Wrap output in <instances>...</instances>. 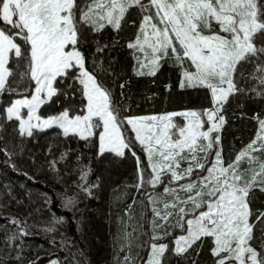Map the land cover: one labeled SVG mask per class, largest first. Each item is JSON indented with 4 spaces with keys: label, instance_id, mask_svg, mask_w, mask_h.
Listing matches in <instances>:
<instances>
[{
    "label": "snow or ice",
    "instance_id": "obj_1",
    "mask_svg": "<svg viewBox=\"0 0 264 264\" xmlns=\"http://www.w3.org/2000/svg\"><path fill=\"white\" fill-rule=\"evenodd\" d=\"M132 9L137 15L129 19ZM126 23L134 32L118 39ZM109 29L111 37L105 35ZM117 48L129 53L130 74L114 67ZM165 64L176 71V87L203 92L208 106L126 114L132 77L155 84ZM164 88L170 90L171 81ZM156 95L149 91L147 98ZM53 103L59 108L44 114L42 106ZM230 103L236 105L232 119L254 121L255 129L226 158ZM249 104L256 110L249 112ZM53 128L38 162L40 150L27 145ZM73 137L90 149L87 157L79 148L62 147V139ZM0 154L17 175L45 187L15 157L27 154L33 167L46 166L63 184L55 192L59 207L72 211L78 224L83 219L77 205L98 198L103 184V172L97 174L93 164L132 160V183L124 187L136 190L133 203L137 195L146 201L143 264H166V257L199 264L205 244L210 264H264V209L252 207L256 193L264 194V0H0ZM70 175L77 176L71 194L65 182ZM3 188L18 205L35 195L50 218L32 221V212L0 216V264H39L42 257L27 255L43 247L25 240L33 235L69 247L57 227L66 217L52 212L49 192L29 190L17 198L9 184ZM132 207L125 209L129 216ZM130 236L118 230L115 239L121 248V241L131 247ZM78 257L82 250L63 260L53 254L48 264H85ZM130 261L135 264L129 253L123 264Z\"/></svg>",
    "mask_w": 264,
    "mask_h": 264
},
{
    "label": "trees",
    "instance_id": "obj_2",
    "mask_svg": "<svg viewBox=\"0 0 264 264\" xmlns=\"http://www.w3.org/2000/svg\"><path fill=\"white\" fill-rule=\"evenodd\" d=\"M137 15V10L132 9L128 13L129 19H133ZM134 32L133 27L129 24H125L123 30L119 33V38L127 37ZM106 36L111 37L114 33L109 29L105 33ZM112 56L118 57L119 63L114 67L120 71L122 69H129L131 66V58L129 53L122 49L117 48L111 53ZM177 74L175 70L164 65L163 70L156 76L155 84L151 82L150 78H136L132 77L131 88L125 89V92L129 91L133 94L131 99V112L126 114L131 115H145L152 112L161 111H178L185 106L187 107H206L204 103V93H196L192 90H181L176 87ZM171 81L172 88L165 90L164 84ZM117 97H119V88L116 89ZM157 93L155 98H147L148 92ZM59 108L56 104H51L48 107L42 106V112L44 114L49 111H56ZM236 109V105L230 103L228 105L227 113L229 116L228 125L224 129V155L227 158L230 151H238L243 144H246L248 140L253 136L255 124L254 121L248 119H232V112ZM249 112L255 111L256 106L249 104ZM10 127V126H9ZM56 130L53 128L51 131L45 130L38 136L39 143L33 144L29 142L27 147L33 151L40 150L38 152V162L45 159L44 149L47 148V143L51 137H53ZM236 139H233V138ZM61 145L64 148L77 149L84 153L87 157L89 148L85 147L83 141L77 142L76 138L62 139ZM58 155V152L56 153ZM16 163L21 170L28 171L30 174H36L37 179L47 183V187L44 183L33 184L30 180L22 175H17L10 167L5 163V157L0 154V206L7 205V207H0V216L8 214H16L18 212H32V221L49 219V212L44 208L42 203L33 195L32 202H29L27 197H24L23 204L18 205L15 199H10L7 196V190L3 188L5 183L9 184L13 195L17 198L23 196L25 192L31 190L34 194L39 191H47L55 200L52 205V212L56 215H63L66 217L62 225H57L59 232H63L69 241V247L67 249H61L53 247L49 244L50 237H44L41 235H33L25 237V240L35 247L36 245H42V248L37 249L35 252L29 251L27 255L31 258L37 255L42 259L39 263H45L47 261L48 253L55 254L56 258L63 260L68 256L69 251H83V257H78L84 260L85 264H117V258H119L120 264H123L125 255L129 254L135 264H141L145 258L146 250H142L145 239L147 236L144 234L147 229V224L141 219V213L145 212V203H141V197L136 196L135 203H133V195L136 193L134 188H125V183H132L133 173V161L125 160L122 163H117L111 166H105L103 162L94 163L93 167L97 169V174L103 172L104 180L100 189L97 191L98 198L82 199L77 205L82 210L83 222L78 224L73 220V212L64 210L59 207L60 201L55 196L56 191H63V184L56 182L54 176L48 172L45 166L42 170L37 167H33L31 161L28 159L27 154L24 156L17 155L15 157ZM50 159V157H49ZM61 171L64 170V165L59 166ZM77 178L76 175H70L65 177V182L69 186V194L75 191L72 181ZM93 180L95 176L91 177ZM23 185V187H21ZM129 205H133L131 209V217L133 220L129 221L125 209ZM253 209H264V194L256 193V199L252 204ZM146 216L149 218L150 213L147 207ZM122 217L124 223L121 224L117 219ZM5 221L0 219V224H4ZM130 223V224H129ZM134 224L135 228L131 227ZM118 230L121 236L123 231L126 230L130 236L131 247L127 241H121L124 243V247H120V243L116 241ZM36 229H33L35 232ZM59 232L56 233L57 243L59 242ZM2 235V233H0ZM259 235V233H257ZM145 247V246H144ZM141 254V256H140ZM142 257L139 262L137 259ZM69 259H71L69 257ZM166 264H178L176 258H172L170 261L165 258ZM131 264V261H130ZM183 264V261H180ZM199 264H210L209 253L207 245L203 246V251L199 255Z\"/></svg>",
    "mask_w": 264,
    "mask_h": 264
},
{
    "label": "rangeland",
    "instance_id": "obj_3",
    "mask_svg": "<svg viewBox=\"0 0 264 264\" xmlns=\"http://www.w3.org/2000/svg\"><path fill=\"white\" fill-rule=\"evenodd\" d=\"M177 119H180V118H177ZM148 210H149V213H150V216H149V218L151 217V207L150 206H148ZM127 216H128V214H127ZM128 218H129V221L130 220H133L134 218L133 217H131V216H128ZM130 224V223H129ZM131 227L133 228V230H134V228H135V225L134 224H132L131 225ZM128 233V232H127ZM147 239H148V236H147V238L145 239V241H147ZM143 249H147L146 247H144V245L142 246V250ZM147 251V250H146ZM37 256H39V257H41V256H43V255H37ZM36 256V257H37ZM140 256H141V254H140ZM139 256V258L137 259L139 262L142 260V257H140ZM48 257L50 258V257H52V254L51 253H48ZM35 258V257H34ZM48 258V259H49ZM48 259H47V261L45 262V263H41V264H48ZM145 260H147V252H146V255H145V258H144V260L143 261H145ZM40 264V263H39ZM141 264H143V262L141 263Z\"/></svg>",
    "mask_w": 264,
    "mask_h": 264
}]
</instances>
